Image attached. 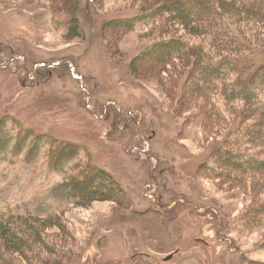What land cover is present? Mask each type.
Listing matches in <instances>:
<instances>
[{"label": "rangeland", "instance_id": "obj_1", "mask_svg": "<svg viewBox=\"0 0 264 264\" xmlns=\"http://www.w3.org/2000/svg\"><path fill=\"white\" fill-rule=\"evenodd\" d=\"M80 1L82 35L72 38L64 0H0V216L63 215L52 233L70 235L60 244L68 264H264L255 196L209 176L204 128L179 115L160 77L134 72L161 24L114 39L110 22L138 15L143 1ZM89 152L129 206L77 203L66 177Z\"/></svg>", "mask_w": 264, "mask_h": 264}, {"label": "trees", "instance_id": "obj_2", "mask_svg": "<svg viewBox=\"0 0 264 264\" xmlns=\"http://www.w3.org/2000/svg\"><path fill=\"white\" fill-rule=\"evenodd\" d=\"M142 1L138 15L110 22L112 36L142 23L161 24L156 29L164 33L136 59L135 74L160 77L171 98L181 100L179 115L189 124L198 121L209 136L215 161L206 164V172L252 192L250 225L263 227L264 0ZM61 4L64 13H74L69 35L81 36L82 2ZM232 110L238 111L236 119ZM66 184L79 193L81 206L99 201L129 206L123 183L92 152L70 169ZM63 219L34 212L0 216V264H68L72 255L60 244L70 235L52 233L65 228Z\"/></svg>", "mask_w": 264, "mask_h": 264}, {"label": "water", "instance_id": "obj_3", "mask_svg": "<svg viewBox=\"0 0 264 264\" xmlns=\"http://www.w3.org/2000/svg\"><path fill=\"white\" fill-rule=\"evenodd\" d=\"M176 258V255H172L171 257L168 258L169 261H172Z\"/></svg>", "mask_w": 264, "mask_h": 264}]
</instances>
